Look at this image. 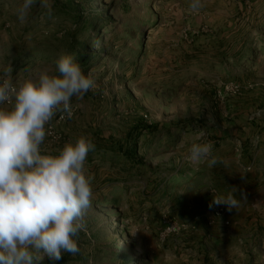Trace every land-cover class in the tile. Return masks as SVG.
<instances>
[{
	"label": "rangeland",
	"instance_id": "rangeland-1",
	"mask_svg": "<svg viewBox=\"0 0 264 264\" xmlns=\"http://www.w3.org/2000/svg\"><path fill=\"white\" fill-rule=\"evenodd\" d=\"M18 2L0 0V75L11 66L22 80L70 54L96 82L72 119L46 125L52 147L95 144L79 252L37 264H264L261 183L236 184L247 200L212 221L223 191L191 181L187 160L197 135L235 151L264 135V0H202L196 13L190 0H52L51 19L37 5L24 25ZM164 217L180 230L162 239Z\"/></svg>",
	"mask_w": 264,
	"mask_h": 264
},
{
	"label": "clouds",
	"instance_id": "clouds-1",
	"mask_svg": "<svg viewBox=\"0 0 264 264\" xmlns=\"http://www.w3.org/2000/svg\"><path fill=\"white\" fill-rule=\"evenodd\" d=\"M37 5L52 18V0H19L14 15L21 25ZM188 7L196 13L202 0H190ZM95 86L70 54L60 55L54 69H36L22 80H13L11 66L0 75V264H37L45 255L58 261L63 253L79 252L77 237L86 230L93 199L86 160L95 144L80 136L56 155L42 154L41 145L50 134L46 125L58 114L72 119L73 98L82 99ZM200 140L197 135L188 147L187 160L214 168L221 163L214 143ZM212 194L209 207L223 205L229 212L247 200L236 186Z\"/></svg>",
	"mask_w": 264,
	"mask_h": 264
},
{
	"label": "crops",
	"instance_id": "crops-1",
	"mask_svg": "<svg viewBox=\"0 0 264 264\" xmlns=\"http://www.w3.org/2000/svg\"><path fill=\"white\" fill-rule=\"evenodd\" d=\"M41 149L42 153L51 154L55 153V151L59 152L62 147H52L45 140L41 145ZM213 155L218 157L221 163H218L211 169H209L206 164L197 166L199 169L197 170L198 174L190 176L189 179H191V181L193 179L197 180L196 177H199V179L201 180L202 178L204 184L207 185L211 182L210 178H213V183L219 186L218 188L221 192L223 191L222 193L225 192L227 187L232 185L235 186L236 184L242 187L244 184L246 186L254 183L259 184L260 182L262 186L261 188H264V135L256 141V143H251L242 150L235 151L230 145H220L213 148ZM246 167H249L250 169L246 170ZM198 185L202 186L203 184L202 182H199ZM233 214H235V211ZM219 235L222 236V242L226 241L230 237V234H226L224 232H220ZM222 260L225 261V258H222Z\"/></svg>",
	"mask_w": 264,
	"mask_h": 264
},
{
	"label": "built area",
	"instance_id": "built-area-1",
	"mask_svg": "<svg viewBox=\"0 0 264 264\" xmlns=\"http://www.w3.org/2000/svg\"><path fill=\"white\" fill-rule=\"evenodd\" d=\"M58 120H61L59 116H58ZM225 210H226V206H223V205L213 206L212 211H211L212 212L211 216L213 217L212 221L215 218H220L225 212ZM212 221L210 220V223H213ZM228 223L229 222L226 220V221H223L222 224L228 225ZM179 230H180V225L175 220L164 217V220L162 221V230H161L160 237L162 239H165L166 237L177 233Z\"/></svg>",
	"mask_w": 264,
	"mask_h": 264
},
{
	"label": "trees",
	"instance_id": "trees-1",
	"mask_svg": "<svg viewBox=\"0 0 264 264\" xmlns=\"http://www.w3.org/2000/svg\"><path fill=\"white\" fill-rule=\"evenodd\" d=\"M74 52H75V53H79L80 51H77V50H76V51H74ZM81 58H82V56L79 57L80 60H82ZM80 60H79V62H80Z\"/></svg>",
	"mask_w": 264,
	"mask_h": 264
}]
</instances>
